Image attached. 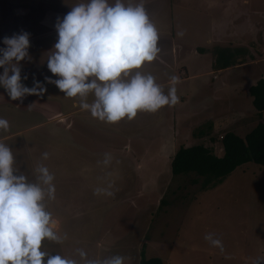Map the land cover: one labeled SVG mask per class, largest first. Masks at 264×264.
Segmentation results:
<instances>
[{"label": "rangeland", "instance_id": "1", "mask_svg": "<svg viewBox=\"0 0 264 264\" xmlns=\"http://www.w3.org/2000/svg\"><path fill=\"white\" fill-rule=\"evenodd\" d=\"M144 1L151 4L144 6L158 33L188 55L185 66L170 70L160 64H172L170 45L158 44L157 58L140 71L151 74L165 94L170 77H178L179 102L109 124L45 81L58 78L47 69L57 18L78 0H0V47L5 37L29 33L22 83L32 87L35 79L46 87L43 95H27L24 104L0 87V118L9 122L0 142L11 149L15 167L33 182L40 165L54 176L55 199L46 205L63 239L44 241L43 250L78 264L77 249L88 258L120 255L124 264H140L143 251L165 264H264V166L243 164L206 190L203 177L175 175L171 167L181 146L202 144L222 157L227 133L244 136L259 122L249 88L264 76V0ZM215 46L248 47L250 54L235 57L242 63L231 70H220ZM105 153L112 158L107 166ZM98 188L112 195H97ZM209 233L222 242V251L205 240Z\"/></svg>", "mask_w": 264, "mask_h": 264}, {"label": "clouds", "instance_id": "2", "mask_svg": "<svg viewBox=\"0 0 264 264\" xmlns=\"http://www.w3.org/2000/svg\"><path fill=\"white\" fill-rule=\"evenodd\" d=\"M57 40L47 56V69L58 77L53 83L67 98H79L81 110L101 122L114 124L132 120L138 112L155 113L179 102L176 85L170 77L168 92L151 74L140 71L153 62L159 52V33L151 22L144 0H78L55 24ZM182 36V32L177 33ZM0 47V87L8 97L20 100L27 95H43L44 83H22L21 61L29 57L30 34L21 32L2 40ZM23 79H27L24 76ZM92 100L89 102V96ZM9 122L0 118V131L7 132ZM48 159V153L42 154ZM111 155L105 153L107 166ZM30 181L15 167L11 149L0 142V264H78L74 258L52 255L43 250L44 241L62 242L57 222L47 210L46 201L55 199L54 176L46 166L35 169ZM96 194L112 195L106 189ZM213 247L223 250L214 234L205 235ZM77 254L83 264H124L125 257L88 258L82 249ZM253 264H261L259 260Z\"/></svg>", "mask_w": 264, "mask_h": 264}, {"label": "trees", "instance_id": "3", "mask_svg": "<svg viewBox=\"0 0 264 264\" xmlns=\"http://www.w3.org/2000/svg\"><path fill=\"white\" fill-rule=\"evenodd\" d=\"M199 52L206 53V48H199ZM214 55V64L217 69H225L230 66L242 63L239 59L241 55H249L248 47H217L212 49ZM253 97L252 103L258 110L260 120L244 136L236 133H227L223 138V147L225 154L217 157L211 148L202 144H196L189 147L181 146L175 153L171 167L175 175L195 173L203 177L202 188L204 190L216 187L221 184L225 178L231 174L237 167L248 162H254L264 166V79L261 78L255 85L249 88ZM193 183H198V179H192ZM140 264H165L161 258H146L144 251Z\"/></svg>", "mask_w": 264, "mask_h": 264}, {"label": "crops", "instance_id": "4", "mask_svg": "<svg viewBox=\"0 0 264 264\" xmlns=\"http://www.w3.org/2000/svg\"><path fill=\"white\" fill-rule=\"evenodd\" d=\"M144 4L146 5V7H149L151 5V4L149 5V3H146L145 1H144ZM165 4H166V2L164 3V5ZM159 37L160 38H159L158 44L159 45H162L163 43L169 44L170 45V51L172 52V57H173L172 64H170L171 62L168 63V62H164L162 60H161L162 62H160V64L162 66L168 67L170 70H173V68L175 66H180V65L183 66L184 65L183 63H184V61L187 60V55H188V53H183V51L186 52V49H183V47L181 45H179V44L177 45L175 40L173 38L168 37L166 34L159 33ZM179 51H181V53H179ZM202 54L208 56L207 54H204V53H202ZM259 62H264V60L259 61ZM236 66H238V65L230 66L228 68H225L224 70H231V68H234ZM220 70H222V69H220ZM261 78L264 79V76H261ZM258 80H259V78H258ZM252 100H253V97H252ZM263 114H264V112H263Z\"/></svg>", "mask_w": 264, "mask_h": 264}, {"label": "flooded vegetation", "instance_id": "5", "mask_svg": "<svg viewBox=\"0 0 264 264\" xmlns=\"http://www.w3.org/2000/svg\"><path fill=\"white\" fill-rule=\"evenodd\" d=\"M27 98V96H25V97H23L21 100V104H24V101H25V99ZM41 103V102H40Z\"/></svg>", "mask_w": 264, "mask_h": 264}]
</instances>
